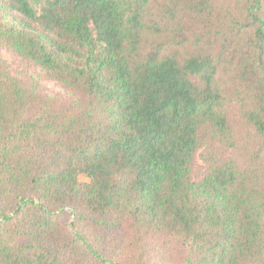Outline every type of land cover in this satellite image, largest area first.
<instances>
[{"label": "trees", "instance_id": "16d2710c", "mask_svg": "<svg viewBox=\"0 0 264 264\" xmlns=\"http://www.w3.org/2000/svg\"><path fill=\"white\" fill-rule=\"evenodd\" d=\"M0 49V264H264V0H0Z\"/></svg>", "mask_w": 264, "mask_h": 264}, {"label": "rangeland", "instance_id": "374dc122", "mask_svg": "<svg viewBox=\"0 0 264 264\" xmlns=\"http://www.w3.org/2000/svg\"><path fill=\"white\" fill-rule=\"evenodd\" d=\"M2 1H7V0H2ZM0 55L5 58L6 60H8V62L10 63L13 71H15V73H19V75L25 76L26 72V68L24 67V65L22 64V62L16 58L12 53H10L9 51L5 50V49H0ZM46 88L49 92H58L61 89L53 82H47L45 83ZM229 154L233 157H235L238 161H241V159L232 151H229ZM78 180L81 183H89V179L83 175H79L78 176Z\"/></svg>", "mask_w": 264, "mask_h": 264}]
</instances>
